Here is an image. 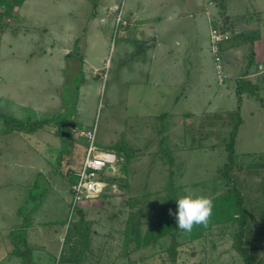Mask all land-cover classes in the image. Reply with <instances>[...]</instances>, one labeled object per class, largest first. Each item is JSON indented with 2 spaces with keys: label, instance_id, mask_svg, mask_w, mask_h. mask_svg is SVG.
<instances>
[{
  "label": "rangeland",
  "instance_id": "rangeland-1",
  "mask_svg": "<svg viewBox=\"0 0 264 264\" xmlns=\"http://www.w3.org/2000/svg\"><path fill=\"white\" fill-rule=\"evenodd\" d=\"M110 3L25 0L24 20L0 32V111L45 122L33 133H2L0 118V264H164L171 238L129 254L127 221L133 238L168 219L179 196L220 194L226 178L217 170L228 161L236 126L233 169L251 189L246 206L263 255L264 86L263 101L236 90L239 80L258 83L264 72V0H126L131 22L116 37L112 14L106 9L103 17ZM223 15L237 22L235 33L258 28L262 37L254 61L247 44L221 52L220 82L210 34ZM154 36L157 42L146 46ZM168 64L164 76L159 69ZM181 77L191 89L169 85ZM68 119L77 126L63 140L60 125ZM95 125L101 148L123 139L132 158L127 173L116 163L114 175L124 186L101 173L103 192L69 219L70 175L81 168L86 148L76 132ZM80 216L90 222V240L80 260L71 261L78 250L65 241L66 232ZM178 240V264H246L233 239L217 229L194 241L182 231ZM14 248L20 254H9Z\"/></svg>",
  "mask_w": 264,
  "mask_h": 264
},
{
  "label": "trees",
  "instance_id": "trees-1",
  "mask_svg": "<svg viewBox=\"0 0 264 264\" xmlns=\"http://www.w3.org/2000/svg\"><path fill=\"white\" fill-rule=\"evenodd\" d=\"M24 1L25 0H0V25H3L0 28L1 33L4 31L5 26L11 21L15 19H17L18 21L24 20L19 13V9L23 5ZM94 6H97V1H95ZM225 11L226 7L222 2L220 3L219 13L224 14ZM223 19L224 20L222 24H219L217 21H212V28H217L223 34H226L223 41L220 43V51L222 52L230 47L247 44L251 49L250 56L252 58V61H254V47L255 43L262 37L261 31L257 28L235 33L234 27L236 26L237 22L227 15H223ZM249 20L250 18L247 19V22H249ZM129 32L130 30L128 31V33ZM13 33L18 34V29H14ZM262 73L263 74L261 75V79L260 81H258V83H255L252 80H239L236 90L237 93L240 96L244 93H248L249 95H254L258 99H261V101H263V99L258 94L261 87L264 86L263 84L260 85L261 83H264V72ZM185 114L186 117L193 115L191 111H188ZM162 116L165 117L167 116V114L164 113L163 115H156L155 117L161 118ZM0 118L3 120L4 124L2 133H8L11 130L33 133L37 129L43 128L45 125V122L40 123L39 121V123H36L35 120H32L30 118L21 120L2 111H0ZM185 123H187V121ZM237 128L238 126H236L235 131L231 133L230 141L228 142V161L224 166L220 167L217 170V176L220 177V175H222L226 178V180H223L224 182L222 185L221 193L214 194L215 196L211 198L213 200L214 206L210 222L206 228L203 226H194L193 230L190 233L188 232V236L189 241H194L206 237L209 232H215V230L217 229L220 235H229L233 239V248L243 258L246 264H264V254L260 256L261 246L258 244L254 245L253 240H256L257 237L254 236L252 231L253 229H256V227L253 226L252 214L249 211L250 208L247 207L249 205L246 204V198L249 197L251 189H247V187L244 186L243 181H241L238 174L233 169L236 157L235 132L237 131ZM62 139L65 140L67 138L62 137ZM124 143V140L121 139L105 150L117 154V156L119 157V165L122 166L121 170L127 173V164L130 162V159L132 157L128 154V150L123 147ZM70 176L72 177L73 181L74 174L72 173ZM262 176L264 177V175ZM109 178L112 184L124 186L122 185L123 183L121 178L116 177L115 175H111ZM261 190H263L262 194L264 195V188H261ZM170 208L172 213H175L177 210V206L173 201H171ZM29 218L30 216L28 217V219ZM129 222L130 220L127 221L126 227L124 229L123 249H127L130 254V252L132 251L154 245L162 238L170 237L171 245L168 248L169 257L167 259H163V263L178 264V248L181 245L178 238L182 231L176 227V220L173 215L156 225H152L146 230L144 234H142L141 232L136 233L133 231L135 235V237L133 238L130 237L132 232V225H130ZM28 227L29 222L23 226L24 229H27ZM258 233L259 235L261 234L260 231H258ZM68 240L69 243H71V241L73 243L72 250L74 249L75 252L76 250H78V253L76 252V258L70 260H80L84 251L81 246L86 247L90 240V222L85 221L82 216H80L77 220H72L68 224L66 232L65 241L67 242ZM25 244L27 245L29 243L25 241ZM77 245L81 248L77 247ZM11 253L20 254V251L18 248H14L13 252H10L9 254ZM127 254L128 253H126V255ZM168 260L169 262H167Z\"/></svg>",
  "mask_w": 264,
  "mask_h": 264
},
{
  "label": "built area",
  "instance_id": "built-area-1",
  "mask_svg": "<svg viewBox=\"0 0 264 264\" xmlns=\"http://www.w3.org/2000/svg\"><path fill=\"white\" fill-rule=\"evenodd\" d=\"M126 0H111L107 11L113 16V33L118 36L128 27L131 20L127 18L124 9ZM226 34H223L217 28L211 29V48L218 72L219 81L225 80L224 63L220 51V43ZM96 125L86 130L76 132V138L83 137L86 142L85 156L81 168L74 172V180L70 185L71 199L68 206L69 219L82 202L94 199L100 196L107 183L101 178V173L111 176L107 173V168L112 166L116 172V163L119 157L116 153L101 148L96 143ZM114 175V174H113Z\"/></svg>",
  "mask_w": 264,
  "mask_h": 264
},
{
  "label": "clouds",
  "instance_id": "clouds-1",
  "mask_svg": "<svg viewBox=\"0 0 264 264\" xmlns=\"http://www.w3.org/2000/svg\"><path fill=\"white\" fill-rule=\"evenodd\" d=\"M177 210L170 211L176 220V227L191 232L194 226L207 227L213 212V200L202 194H186L176 199Z\"/></svg>",
  "mask_w": 264,
  "mask_h": 264
},
{
  "label": "water",
  "instance_id": "water-1",
  "mask_svg": "<svg viewBox=\"0 0 264 264\" xmlns=\"http://www.w3.org/2000/svg\"><path fill=\"white\" fill-rule=\"evenodd\" d=\"M157 42V38L154 36L151 40L146 44V46L154 45ZM77 124L74 121H64L60 125V135L64 138L70 139L73 136L72 131L76 128ZM107 173L113 175L115 174V170L112 166L107 168Z\"/></svg>",
  "mask_w": 264,
  "mask_h": 264
},
{
  "label": "crops",
  "instance_id": "crops-1",
  "mask_svg": "<svg viewBox=\"0 0 264 264\" xmlns=\"http://www.w3.org/2000/svg\"><path fill=\"white\" fill-rule=\"evenodd\" d=\"M107 6H108V4H106L105 6H104V16L103 17H105L106 18V9H107ZM102 17V19H104ZM134 18H135V14H134ZM153 58H155V59H157V57L155 56H153L151 59H153ZM158 60V59H157ZM152 63H153V67H152ZM140 67V66H139ZM148 68L149 69H153V72L155 73V71H154V69L156 68V65L154 64V62L152 61L151 62V64H149L148 65ZM167 68H170V64H168V66H166V65H163V68H161V69H159V71L161 72L162 71V73H163V75L165 76V74H166V72H167ZM164 81V80H163ZM163 81H161L160 82V84L163 82ZM155 84H158V83H155ZM170 84H175L178 88H179V90L181 91L182 90V88H184V89H189L190 87H188V86H185V87H183V84H185V82H184V80H183V78L181 77V78H178V80H175V81H171V82H169V85ZM179 85H180V87H179ZM191 89V88H190ZM191 112L193 113L194 111H192L191 110ZM195 113V112H194ZM193 113V114H194ZM179 148L180 147H183L184 145H183V143L182 142H180L179 144ZM213 194H209V196H212Z\"/></svg>",
  "mask_w": 264,
  "mask_h": 264
},
{
  "label": "flooded vegetation",
  "instance_id": "flooded-vegetation-1",
  "mask_svg": "<svg viewBox=\"0 0 264 264\" xmlns=\"http://www.w3.org/2000/svg\"><path fill=\"white\" fill-rule=\"evenodd\" d=\"M65 121H70V120H65ZM64 122V121H63Z\"/></svg>",
  "mask_w": 264,
  "mask_h": 264
}]
</instances>
